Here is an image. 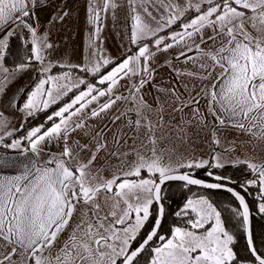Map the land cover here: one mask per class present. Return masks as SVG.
Instances as JSON below:
<instances>
[{"label":"snow or ice","instance_id":"6c2138e0","mask_svg":"<svg viewBox=\"0 0 264 264\" xmlns=\"http://www.w3.org/2000/svg\"><path fill=\"white\" fill-rule=\"evenodd\" d=\"M37 3L38 0H0V28L5 29L0 38V69L6 75L13 70L4 68L2 61L8 41L16 35L17 29H27L33 37L29 60L43 63L42 49L52 47L36 39V30L30 23ZM128 3L133 12L130 39L137 46V51L125 56L102 74L101 68L112 62L101 57L97 50L94 53L97 56L96 63L82 69L98 77L95 83L84 78L73 82L70 73L53 76L48 74L51 66L43 68L42 78L28 94L21 109L28 116L38 110H47L73 88L79 89L78 94L47 117L52 124L46 130L44 125L31 128L26 135L13 138L8 144H4V139L6 136L13 137L14 131L5 130L4 135L0 136V145L17 149L24 156L23 160L0 156V169H15L12 174L0 173V242L7 249L0 258V264H140L139 258L149 248L151 258L148 264H240L233 247L234 234L226 229L221 212L205 197L189 199L183 211L176 213L177 216H187L190 210L195 215L194 219L187 220L188 226L173 228L169 238L158 234L161 220L156 218L151 230L136 244L138 234L150 219L153 204L160 203L162 199L161 186L166 181H183L186 186L197 185L208 189L225 186L205 183L188 172L177 174L178 168H201L205 165L223 167V162L216 157H213L217 160L214 165L208 161H190L178 166L162 163L163 153L158 154L155 148V129L162 127V124L148 120L144 110L150 111V106L142 98L135 101L134 94L139 92L151 75L149 61L155 53L146 41L150 40L157 50L166 51L174 43L183 42L186 38L194 42L195 37L199 36L201 43H204V29L211 28L213 35L208 39L215 42L217 37H224L226 43H222L215 51L205 50L196 44L195 50L212 62L211 65L200 64V68L207 73L202 78L212 77L213 80L201 92L210 98L212 114L221 126L228 123L253 137L264 138V0H200L195 4L189 0L180 11H177L181 7L179 4L166 0H159V3L156 0H139V3L137 0H128ZM149 4L157 10H164L155 28L145 23L141 15L142 11L152 17ZM116 7L114 0H104L102 8L90 5V21L96 24L97 37L101 32V12L107 13L109 8L115 10ZM193 8L196 15L186 21L182 19ZM246 19L251 22L257 36H252L246 30ZM178 21L180 31H172L167 37L159 35ZM166 40L172 43H166ZM185 47L187 52L193 50L187 44ZM180 56L192 59L184 51ZM24 67L26 65L21 64L17 70ZM209 67L211 71H208ZM217 68L219 73L213 75ZM137 76L140 77L139 83H133L129 90V96L135 102V125L137 129L143 127L146 130L148 141L153 147L146 154L137 152V159L122 175L114 174L111 179L97 182L96 177L89 173L96 159L95 153L82 161L79 153L74 154L67 146L69 133L84 126V117L81 115L75 123L70 122L98 97L111 94L108 102L101 105L99 110L92 109L93 117L109 109L117 100L129 99L115 95L116 86L125 77L131 79ZM105 85L106 88L101 87ZM199 95L193 98V103L199 104ZM184 107L188 105L182 104L177 110H183ZM193 111L198 112V109ZM56 118H59V122H56ZM0 127L6 129L7 122ZM25 140L28 144L26 148L22 147ZM61 140L65 145L62 152L40 163L41 144ZM86 147L81 146V150ZM103 147V144L98 143L96 151ZM247 167L253 173V178L241 187L246 191L248 186H258V211L264 213V164L247 163ZM145 170L147 178L142 175ZM208 174L212 175L211 172ZM215 179L223 178L216 176ZM226 190L238 201L239 206L232 211L246 234L251 264H264V253L256 248L249 226L250 210L245 196L231 187ZM102 191L111 194L112 199L111 210L103 215L98 203ZM81 204L88 206V211L72 227L71 222ZM163 214L164 208L161 206L158 215L162 217ZM69 228L71 235L53 257L51 249L59 245L60 236ZM154 238L160 243L151 247L150 242ZM46 252L49 254L45 255Z\"/></svg>","mask_w":264,"mask_h":264},{"label":"crops","instance_id":"0c3cea01","mask_svg":"<svg viewBox=\"0 0 264 264\" xmlns=\"http://www.w3.org/2000/svg\"><path fill=\"white\" fill-rule=\"evenodd\" d=\"M166 2L179 4L181 7L177 11H180L189 2V0H166ZM191 2L195 4L199 3L200 0H191ZM84 3L85 0H38L35 9L32 12L30 23L36 30V39L45 44L52 45L51 48L42 49L43 57L52 60V56L55 59H58V57L62 55L65 56L66 53H68L70 56H73V58L84 56V54L87 53L89 49L84 47V42L88 38L87 32L89 29V9ZM156 3H159V0H156ZM122 5L123 7L120 9L124 14L123 28L125 31H122L124 35L131 33L133 12L129 6L128 0H123ZM148 7L149 11L152 13V17H155L156 19L147 16L142 11L141 15L145 23L155 28L157 27V21L162 15H164V10L162 8L157 10V8L152 6V4H149ZM202 7L206 8L207 5H203ZM138 11H140V9H138ZM195 15L196 12L193 8L186 12L182 19L186 21L193 18ZM126 22H128L129 26V30L127 32L126 30L128 27L126 26ZM120 25V21L112 22L113 28L114 26L120 27ZM245 28L252 36L255 37L258 35L256 30L252 28L251 22L247 19L245 20ZM20 30L21 29H17L16 34ZM180 30V22L178 21L177 24L172 25L170 28L165 29L164 31H161L159 35L167 37L172 31ZM4 32L5 29L0 28V38L3 37ZM116 32L117 34L121 33L120 31ZM29 35L32 46L33 37L30 33ZM212 35V29L205 28L203 32L204 43H201L199 36L195 37L194 42L192 39L186 38L183 42L174 43L173 47L170 48L172 52L169 54L164 53L165 56L161 54L163 51L156 49L154 52L155 55L152 56L149 61L151 75L146 79V82L140 88L139 92L134 94L135 101H139L140 98H142L143 102L150 106V111L148 109L144 110V114L147 116L148 120L153 123L162 124V127H157L155 129V136L157 138L155 148L158 154L161 152L163 153V164L171 163L173 166H178L181 163H188L194 160L210 162L213 145L225 144L227 140H229L227 139L228 133L231 135H238V139L247 140L248 142L252 143H255L258 139H261L253 137L250 133L235 128L228 123H226L224 126H221L219 121L212 114L209 103L210 98L201 92V90L209 86L213 80L212 77H209L208 79L202 78L204 75H207V73L200 68V64L203 63L205 65H211L212 62L207 57L201 56L200 53L195 50L196 44H200L201 48L205 50L215 51L221 46L222 43H226V38L224 37H217L215 42L209 40L208 37ZM90 38L92 42H97L101 39L97 37L94 32ZM146 42L153 44L150 40ZM165 42L172 43L171 40H166ZM186 44L192 47L193 50L191 52H187L185 47ZM90 50L92 51L93 49ZM136 51V46H130L128 53L130 55ZM182 51L186 52L187 56L192 57V59L189 60L185 56H180ZM91 53L92 52H90V54ZM177 57H179V59H177ZM33 62H35V60ZM55 66L61 67L54 64L53 67ZM3 67L6 68L4 65ZM110 68H107V70H104V72L108 71ZM8 69L11 70V68ZM208 71H211V67L208 68ZM219 71V68H217L213 75H217ZM65 73L68 72L48 74L56 76L58 74L63 75ZM6 76L7 75L3 72V70L0 69V106H3V104L5 105L7 98L5 92L10 89V84H7V79H5ZM139 80V76L132 77L131 79L128 78L126 83L121 88L116 90V95L129 97V99H121V101L117 100V103L115 102L109 108L111 109V112L106 116L109 117L110 115L111 118L108 120V122L106 121V118H104V120L102 118L104 122L106 121V124H104L102 128L98 127L96 129L98 132L100 128L98 133L101 134L102 138H107V148L109 141L112 140H120L125 143V145L122 143V147H124V153L122 156L119 155L118 159L114 160V157L109 154V158H102V164L98 167H109L111 166V163L114 162L113 164L117 163V165H121V167H112V172L122 174L124 171H127L129 166L137 159V152L140 154H146L153 147L149 143L148 135L146 134V130L143 127L137 129V131H135L136 128H132V131L130 132L128 131L129 128L126 127L127 124L135 125L137 120V114L133 110L135 107V102L133 97L129 96V90L132 84H138ZM45 87L47 88L48 85ZM32 90H34L33 86L29 90L28 94ZM78 90L79 89H77V92ZM173 92H175V94H173ZM198 93H200L198 97L199 104H195L192 101L193 98L197 97ZM73 97L74 96L71 98ZM64 98L65 97H63V99ZM182 104H187L188 107H184L183 110H177ZM78 106L79 105L76 107ZM6 107H12L18 112L19 106L16 98L12 97L8 103V106L6 105ZM194 109H198V112H194ZM109 111L110 110H108V112ZM88 112L89 111H85L82 114L87 116ZM0 115L8 116V113L3 111L0 113ZM27 116L28 115H26V117ZM85 117L83 120H85ZM143 122L144 121L142 120V123ZM218 131H223L225 135L219 136L218 140L215 138V141H218V143L212 142L210 139L211 135H215L216 132L218 135H220ZM117 132L121 133L116 134L115 137L109 136L110 133L114 134ZM132 140L135 142V145H132ZM247 147L252 148L254 145H248ZM90 167H92V165ZM0 173L12 174L14 172L0 171ZM144 177L147 178V176Z\"/></svg>","mask_w":264,"mask_h":264},{"label":"rangeland","instance_id":"374dc122","mask_svg":"<svg viewBox=\"0 0 264 264\" xmlns=\"http://www.w3.org/2000/svg\"><path fill=\"white\" fill-rule=\"evenodd\" d=\"M103 3H104V0H85L84 4L89 9L90 5L93 7L102 8ZM115 3L117 4V7L115 8L114 12H113V9H111V8L108 9L107 13L101 12V17H102L101 32L99 33V38H101V39L97 42L96 41L92 42L91 38H90V36L92 37L93 32L95 33L96 24L94 22L90 21V16H89V18H88L89 29L87 32L88 38L84 42V47H87L89 50L87 51L86 54H84V56L74 57L75 58L74 59L73 56H70V55H68V53H66L65 56L62 55V56L58 57V59H55L53 56L51 58L52 60L44 57L43 63H41L40 61H36L34 59L35 62L26 64V67H24L21 70H17V69H19L20 65L14 66L11 68V70H13L12 73L5 77V79H7V84H10V89H8V91L5 92L7 95L5 105L3 104V106H0V113L3 111L8 113V116L0 115V125H3L4 122H7V128L4 129V128L0 127V136L4 135L5 130L6 131H14V136L10 137V140L4 141V144L11 143V140L13 138L22 137V136L26 135V133H27L26 132L24 134L16 135V133L23 126L27 112L24 110H21L22 107L19 108V110L17 112L14 108L6 107V105L8 106V103L12 97L13 98L15 97L16 101L18 103L20 96L24 92V89L28 85H30L31 83H34L33 88H35V85L42 78L41 77V70L43 68H48L49 66H51V68H52L55 64L58 66L64 65V67H67V68H76V69L82 70L84 67H86V66L91 67L93 64L96 63L97 56L94 55V53H96L97 50H99V55L101 57H103L104 59H108L111 62L113 60L119 59V61H117L115 63L120 62L125 56L129 55L128 52L130 50V46L133 47L136 45L131 44V39L129 37L131 35V33H129V34L127 33V34L123 35V32H122V31H125V29L123 28L124 27L123 26V24H124V21H123L124 16L123 15L124 14H123V11H121V9H120L121 7H123V5H122L123 0H115ZM137 3H139V1H137ZM114 21H117V22L120 21V24H121L120 27L114 26V28H113L112 22H114ZM126 26L128 27L126 30V32H127L129 30L128 22H126ZM116 31H120L121 33L117 34ZM147 43L149 45L150 50L152 52H155L156 48H155L154 44H151L149 42H147ZM90 49H93V50L91 51ZM136 50H137V46H136ZM90 52H92V53L90 54ZM171 52H172L171 49L168 48L166 51L161 52V54L164 55V53L169 54ZM115 63L110 67L112 68L113 66H115ZM68 66H74V67H68ZM106 72L107 71L102 72V74L106 73ZM60 75H62V74H58L56 76H60ZM70 79H73V78L70 77ZM127 79H128V77H125L124 79L120 80L119 84L116 86V90L121 88L126 83ZM77 80L78 79L75 78V80L73 79L72 81L75 82ZM67 82L68 81H60V83H67ZM104 88H106V85L104 86ZM75 89H77V88H75ZM116 90H115V92H116ZM77 94H78V92H77ZM74 95L75 94H73V96ZM110 95L98 97L97 100H94V101H92V103L88 104L87 107L83 110V112L89 111L87 113V116L82 114L83 113L82 112L81 114H78L77 116L72 118V121L70 123H75L77 120H79L81 115H83V117L86 116L85 120H83L84 126L82 128L75 129V131H71L68 135V141H67V146L70 149H72L74 154L79 153V159H81L82 161H86L87 159H89L91 157V155L93 153H95L96 159L92 163V167H90L89 173H90V176L96 177L97 182H101V183L104 180L113 178L114 174L115 175H122V174H119L116 172H112V169H113L112 167H118L119 166V165H117V163L113 164L114 162H112L111 166L105 167V168L104 167L103 168L98 167L99 165L102 164L101 160L103 157L106 158V157H108L109 154H111L114 157V160H116V159H118L119 155L122 156V154L124 153L123 152L124 147H122V143H123V145H125L124 142H122L120 140L109 141L108 148H107V146H106L107 145V143H106L107 138H102L101 134L98 133L100 128H102L104 126V124H106L105 122L106 121L108 122V120L111 118L110 115H109V117H106L107 114H109L111 112V109H107L105 111H102L99 113V115H97L95 117L91 116L92 109L99 110L101 105L108 102ZM115 95H116V93H115ZM27 96L25 97V102H26ZM119 101H121V100H119ZM19 104L21 105L22 102H20ZM108 110H110V111L108 112ZM102 118H103V120H104V118H106L107 120L104 122L102 120ZM57 122H59V120ZM98 127H100V128L97 132L96 129ZM126 127L129 128L128 131L130 132V131H132V128H136V125H128L127 124ZM135 131H137V128ZM218 132L220 135H218L217 132L215 135H213V134L211 135L210 139L212 140V142L215 141V138H217V140H218L219 136L225 135V133L223 131H218ZM228 132H231V131H228ZM119 133H121V132H117L114 134L110 133L109 136L115 137V135L119 134ZM240 137H243V136H240ZM5 138H7V136ZM227 139H229V140H227V142L223 145H220V144H217V145L214 144L213 145L212 154H211V161H210L213 165L217 162V160L214 159L213 157L218 158L221 162H223V165H231V164H237V163H243V162H246V164L247 163H255L257 165L263 164V162H264V138H261L260 140L258 139L259 141L257 140L255 143H252V142H248L247 140L238 139V135H235V134L231 135L228 133ZM24 143H27V141L25 140L23 142L22 147H25V148L28 147V145H25ZM98 143L103 144L104 147L101 148L99 151H96V146ZM131 143H132V145H135V142L133 140L131 141ZM84 145H86L87 147L84 148L83 150H81V146H84ZM248 145H250V146L254 145V147L248 148L247 147ZM64 146L65 145H64V142L62 140L59 142L52 141L50 143L43 142L40 146L41 147V155L39 158L40 163H43L44 161L49 159L52 155H59L62 152ZM244 147H246V148H244ZM107 151H110V152H107ZM29 155H31V153H29ZM0 156H7L9 158H17L18 157L21 160L24 159V156H22L20 154L19 150L6 148L3 145H0ZM194 161L195 162H201L199 160H194ZM73 163H75V161H73ZM119 167H121V165ZM180 169L181 168H178L177 173L182 172ZM0 171L1 172H14L15 169H11V168L0 169ZM98 203L101 205V214L102 215L107 214L111 210V207H110L111 203H112L111 194H106L102 191L98 197ZM78 207H79V211L75 214L74 220L71 222L72 227H75V224L81 219L83 214L88 211V206H86V205L81 204ZM190 213H191V216L189 218L194 219L195 215L191 211H190ZM90 215H91V213L89 212V216ZM69 235H71V228L67 229L65 231V233H63L60 236L59 245L54 246L51 249V255L53 257H55V255L57 254V252L59 250V247L63 246L64 241L67 240ZM6 250L7 249H6L5 245L3 244V242H0V258H2V255L4 254V252ZM48 254H49L48 252L45 253V255H48ZM17 259H19V258H17Z\"/></svg>","mask_w":264,"mask_h":264},{"label":"trees","instance_id":"16d2710c","mask_svg":"<svg viewBox=\"0 0 264 264\" xmlns=\"http://www.w3.org/2000/svg\"><path fill=\"white\" fill-rule=\"evenodd\" d=\"M30 35L27 29H21L16 35H14L8 41V48L6 49L3 57L2 64L6 68H12L21 64L32 63L34 59L29 60L31 56V43ZM122 58V57H121ZM120 58V59H121ZM118 60H113L108 66L101 68V73L107 68H110ZM58 72H68L70 76L75 79L84 78L89 82L95 83L98 77H94L92 73H86L80 69L67 68V67H53L51 69V74ZM34 83L28 85L22 95L19 98L18 106L23 107L25 102V97L27 96L29 90L32 88ZM83 86H81L82 88ZM77 89H73L71 92L65 96L64 99L52 104L47 110L35 111L34 115L27 116L23 126L16 133V135L24 134L31 128L44 125L46 130L51 126L52 121H48L47 117L56 111L60 106L68 102L73 94H76ZM22 102L20 105L19 103ZM59 118H56V122ZM10 140V137L5 138L4 141ZM28 145L27 143H24ZM209 164L213 165L211 162ZM180 173H191L194 178L219 182L221 184L227 185L236 191L240 192L245 196L246 203L249 205L250 210V229L254 238V243L256 248L264 253V213H259V189L258 186H248L245 191L241 185H244L247 180L253 178V173L251 170L245 166V164L237 165H224L223 167H209L205 165L201 168H181ZM211 172L210 176L208 173ZM143 176H147V173H142ZM219 176L223 179L216 180L215 177ZM161 203L164 208V215L161 223V227L158 231L159 235H164L166 237L171 236V231L175 227H186L187 220L191 216L190 210L187 216L181 215L177 216V212H182L186 202L189 199H198L200 197L207 198L218 211L221 212V219L228 231H230L235 236L234 251L240 258V263H251L250 253L247 250V245L244 237V230L240 225L239 219L234 215L233 209L238 207L236 199L234 196L225 190L221 189H208V188H195L186 186L182 183H168L164 184L161 191ZM151 216L148 222H146L144 228L141 229L138 234L136 244L151 230L154 219L157 216V208L155 203L151 208ZM135 246V244L133 245ZM151 247H155L156 239L150 244ZM150 248L147 249L139 258L140 264H148L150 260Z\"/></svg>","mask_w":264,"mask_h":264},{"label":"water","instance_id":"95a60500","mask_svg":"<svg viewBox=\"0 0 264 264\" xmlns=\"http://www.w3.org/2000/svg\"><path fill=\"white\" fill-rule=\"evenodd\" d=\"M177 174H181V173H177ZM202 180V179H201ZM202 181H204L205 183H219V182H213V181H206V180H202ZM168 183H182V184H184L185 185V182H183V181H166L165 182V184H168ZM221 184V183H220ZM222 185H224V184H222ZM187 186H190V187H195V188H204V187H201V186H197V185H187ZM225 187H222V188H219V189H221V190H225V191H227L226 190V188H228L229 186H227V185H224ZM163 187V185L161 186V188ZM235 190V189H234ZM236 191V190H235ZM235 198V197H234ZM236 202H237V204H238V201L236 200ZM155 205H156V208H157V216H156V218H159L160 220H161V223H162V219H163V216L161 217V216H159L158 215V212H159V208L162 206V203H161V201H160V203H158V204H156L155 203ZM239 206V205H238ZM164 215V214H163ZM249 226H250V219H249ZM160 227H161V224H160ZM160 229V228H159ZM159 231V230H158ZM164 236V235H163ZM244 237H245V242H246V245H247V239H246V234H245V232H244ZM155 239V238H154ZM152 242H150V244H151ZM160 243V241L158 240V239H156V245H158Z\"/></svg>","mask_w":264,"mask_h":264},{"label":"flooded vegetation","instance_id":"af4514ba","mask_svg":"<svg viewBox=\"0 0 264 264\" xmlns=\"http://www.w3.org/2000/svg\"><path fill=\"white\" fill-rule=\"evenodd\" d=\"M237 164H245V166L247 167V164L246 163H237ZM237 164H231V165H237ZM264 164V162H263ZM238 192V191H237ZM260 202V201H259Z\"/></svg>","mask_w":264,"mask_h":264},{"label":"built area","instance_id":"2783aa9c","mask_svg":"<svg viewBox=\"0 0 264 264\" xmlns=\"http://www.w3.org/2000/svg\"><path fill=\"white\" fill-rule=\"evenodd\" d=\"M240 264H251V263H240Z\"/></svg>","mask_w":264,"mask_h":264}]
</instances>
